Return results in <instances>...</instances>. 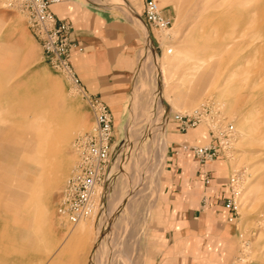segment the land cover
<instances>
[{
  "label": "rangeland",
  "instance_id": "obj_1",
  "mask_svg": "<svg viewBox=\"0 0 264 264\" xmlns=\"http://www.w3.org/2000/svg\"><path fill=\"white\" fill-rule=\"evenodd\" d=\"M101 2L119 6L139 40L103 96L118 142L99 210L62 226L59 190L91 112L41 60L23 8L0 0V154L21 149L34 167L48 162V138L55 147V183L43 188L36 222L32 189L20 200L0 159V264H143L183 198L194 218L171 227V264H264V0H156L167 29L141 23L143 0ZM163 176L170 213L158 199Z\"/></svg>",
  "mask_w": 264,
  "mask_h": 264
},
{
  "label": "built area",
  "instance_id": "obj_2",
  "mask_svg": "<svg viewBox=\"0 0 264 264\" xmlns=\"http://www.w3.org/2000/svg\"><path fill=\"white\" fill-rule=\"evenodd\" d=\"M56 1L16 0L26 12L28 29L40 47L41 60L64 74L81 91L91 112L90 127L79 132L72 141L74 158L56 203L58 223L65 226L98 212L118 138H115L113 118L106 102L85 91L71 67L74 47L71 26L57 19L49 9V4ZM142 20L148 27L168 28L169 19L162 15L156 0H143Z\"/></svg>",
  "mask_w": 264,
  "mask_h": 264
},
{
  "label": "crops",
  "instance_id": "obj_3",
  "mask_svg": "<svg viewBox=\"0 0 264 264\" xmlns=\"http://www.w3.org/2000/svg\"><path fill=\"white\" fill-rule=\"evenodd\" d=\"M134 1L126 0V3L132 6ZM140 2L142 4V0ZM49 9L57 19L70 23V38L74 42L70 63L83 89L102 99L104 95L110 97L112 93L106 89L113 86V78L127 71L125 65L130 61V49L139 40L128 17L119 6H106L101 0H58L50 3ZM137 12L142 23V9ZM166 170L169 174L172 169ZM176 171L177 168H173L172 172ZM172 187L170 180L163 176L158 188V199L162 200V208L168 213L172 209ZM184 201V198L180 199L179 208L173 212L175 216L171 221L169 215L158 226V236L151 239L156 253L147 254L143 264H171L168 255L164 254L171 227L178 225L179 230L185 228L188 222L186 215L190 218L193 213V209ZM74 243L83 247L84 242L79 234H75Z\"/></svg>",
  "mask_w": 264,
  "mask_h": 264
},
{
  "label": "bare ground",
  "instance_id": "obj_4",
  "mask_svg": "<svg viewBox=\"0 0 264 264\" xmlns=\"http://www.w3.org/2000/svg\"><path fill=\"white\" fill-rule=\"evenodd\" d=\"M167 50L171 51V48H168ZM54 148L55 147H54L53 140L48 138V140L46 142H44V148H43V151H45L49 155L48 158H46V159H48V162L47 163L46 162L45 163H43V162L39 163L38 162V164H35L34 167H33V165L31 166L33 161L30 162L26 159L24 160L19 156L21 153H22L21 155H24V152H22L21 149L17 150L16 152H12V153L9 152L7 154H4V153L0 154V159H2V160L5 159L8 163L7 167L5 168L6 174L8 176H11L12 178L16 179L17 185L20 188V190L17 194L18 195L17 197L20 200L26 199L27 190H29L30 188L32 189L30 191L31 193H30L29 201H27V199H26V201L30 205L33 204V208H31L32 213L29 214L30 215L29 218H30L31 222H34V219L36 222L37 221L36 218H39V216L42 215L37 210H38L39 206L41 208V205H43L41 202H42V191H43L44 186H47L49 188L55 183V167H54V163H53ZM38 150H41V148L39 147ZM43 153H42V155H43ZM44 159H45V157H44ZM39 160H41V159H39ZM35 162H36V159H35L34 163ZM45 165H47V166H45ZM35 179H36V184H34L35 186L32 187ZM28 196H29V194H28ZM25 205H26V203H25ZM29 207H31V206H29ZM20 208L22 209V207H20ZM25 225H26V223H25ZM89 227L90 226H88V228ZM79 230H81V228H79Z\"/></svg>",
  "mask_w": 264,
  "mask_h": 264
}]
</instances>
